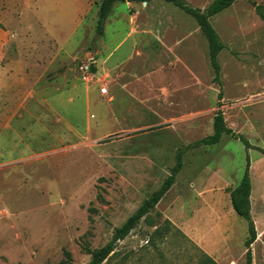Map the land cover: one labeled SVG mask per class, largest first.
<instances>
[{"label":"rangeland","instance_id":"rangeland-1","mask_svg":"<svg viewBox=\"0 0 264 264\" xmlns=\"http://www.w3.org/2000/svg\"><path fill=\"white\" fill-rule=\"evenodd\" d=\"M183 1L203 10L212 0ZM99 2L0 0V264L87 263L86 248L106 244L158 189L178 150L174 183L102 264H197L204 253L245 264L247 221L229 191L247 155L252 264H264V0L209 18L224 46L220 85L191 15L162 0L117 1L100 35ZM90 57L84 82L74 68ZM74 82L85 105L51 88ZM217 111L250 148L229 135L194 145Z\"/></svg>","mask_w":264,"mask_h":264},{"label":"trees","instance_id":"trees-1","mask_svg":"<svg viewBox=\"0 0 264 264\" xmlns=\"http://www.w3.org/2000/svg\"><path fill=\"white\" fill-rule=\"evenodd\" d=\"M148 2L150 0H100L97 11L96 21V32L102 35L104 31V22L111 12L112 6L115 2ZM173 4L180 8L185 13L191 15L197 23L202 35L206 39L208 56L211 67L213 69V80L220 85V65L217 60L218 53L224 47L220 41L218 34L210 23L209 18L223 9L229 7L236 0H212L205 9H199L191 7L186 4L183 0H162ZM255 10L259 17L264 21V6L256 5ZM95 71V68H92ZM218 96H221L219 92ZM223 135H229L235 139H240L245 148L251 147L248 140L241 134L234 132L225 123L223 113L217 111L213 119V131L208 136L197 141L194 145H214L217 144ZM184 151L178 150L176 154V160L174 165L171 167L169 175L164 179L162 184L152 192V194L145 198L137 209L127 217V219L118 227L114 228L111 239L103 246L90 249L86 248L90 254V259L85 264H102L105 259L109 258L111 253L114 251L115 244L117 241L126 237L130 231L139 223V221L145 217L149 211H151L164 194L170 189L175 181L176 175L179 173L183 166ZM250 159L246 156L245 168L239 183L230 189L229 198L230 204L234 212L247 221L248 233L244 240L245 247V264H252L251 244L255 241L257 232L251 216L250 206V194H251V179L249 175ZM67 258L70 257L68 251H64ZM197 264H217L216 261L208 254H203V258Z\"/></svg>","mask_w":264,"mask_h":264},{"label":"crops","instance_id":"crops-1","mask_svg":"<svg viewBox=\"0 0 264 264\" xmlns=\"http://www.w3.org/2000/svg\"><path fill=\"white\" fill-rule=\"evenodd\" d=\"M95 62H96V60H95ZM74 70L76 71V73L78 74V76H80L79 75V72L77 71V65L75 66V68H74ZM51 88H56V89H59V90H63L64 92H68L69 94H70V97H69V99L70 100H74L75 98H79V97H81V99H83V101H84V98H83V96H82V90L81 89H79L78 87H77V85L75 84V82L74 83H72V84H70V83H65V86H62V87H51ZM50 89V88H49ZM48 89V90H49ZM47 91V90H46ZM49 94V93H48ZM48 96V95H47ZM42 98H44V97H42ZM47 100V103H48V106L50 107V109L53 111V112H56L52 107H51V103H50V101H48L49 99L47 98L46 99ZM84 105H85V101H84ZM60 115V114H59ZM61 119L63 120V116L61 117ZM60 120V118H56V121H59ZM69 129H73L74 127H72L71 125L68 127ZM73 131V130H72ZM5 134L7 135V137H9V136H12V134H13V131L12 132H5ZM259 236V235H258ZM258 240V237L256 236V239H255V241L253 242V243H255L256 241ZM252 243V244H253ZM251 244V245H252ZM252 254V253H251Z\"/></svg>","mask_w":264,"mask_h":264},{"label":"built area","instance_id":"built-area-1","mask_svg":"<svg viewBox=\"0 0 264 264\" xmlns=\"http://www.w3.org/2000/svg\"><path fill=\"white\" fill-rule=\"evenodd\" d=\"M95 63L96 62L93 57L87 58L85 61L78 63L77 71L84 82H89L93 78L95 71H93L92 68H94ZM106 93L107 89L105 87H101L100 94L105 95Z\"/></svg>","mask_w":264,"mask_h":264}]
</instances>
